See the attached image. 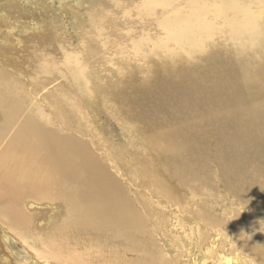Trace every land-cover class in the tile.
Masks as SVG:
<instances>
[{"label":"bare ground","instance_id":"1","mask_svg":"<svg viewBox=\"0 0 264 264\" xmlns=\"http://www.w3.org/2000/svg\"><path fill=\"white\" fill-rule=\"evenodd\" d=\"M5 2L1 264H264V0Z\"/></svg>","mask_w":264,"mask_h":264},{"label":"rangeland","instance_id":"2","mask_svg":"<svg viewBox=\"0 0 264 264\" xmlns=\"http://www.w3.org/2000/svg\"><path fill=\"white\" fill-rule=\"evenodd\" d=\"M103 1H106V0H103ZM109 1H111V0H107V3L106 4H108V6H106V8H105V10H104V15H106V17L108 16V18H112L116 13H117V11H122V13H124L125 11V9H124V7H118V8H116V9H114L111 5H110V2ZM124 2L125 1V3H126V1L127 0H116V2H117V4H121L122 2ZM35 2L36 3H34L33 5L36 7V8H38L39 9V11H38V13H40V17L43 19V20H45V21H47L46 23L48 24V22L50 23L51 21L49 20V17L47 16L49 13L46 11L47 10V8H48V6L46 5V3H49L50 2V0H41L40 2H38V0H35ZM46 2V3H45ZM55 4H53L52 6L54 7V9H56L57 8V4H59V0H55ZM7 3L5 2V0H0V11H3V10H1V9H3L4 8V6L6 5ZM50 4V3H49ZM108 7V8H107ZM120 8H121V10H120ZM123 8V9H122ZM28 9H30V6H28ZM107 12V13H106ZM5 13H7V14H9V15H12V16H16V15H18L19 13H17L16 12V15L15 14H12V12L11 11H6ZM22 18L20 19H16V21H13L14 22V24L15 25H17V26H19V29L20 30H22V28L26 25L25 24V22H24V20L25 19H28V18H30L31 16H29V17H26V16H24V15H22L21 16ZM105 17V18H106ZM113 18H115V16L113 17ZM12 20H13V18H11ZM20 21H22V22H20ZM18 29V30H19ZM72 41H73V44L76 46L77 44H78V41H77V38H76V40L74 41V39H72ZM32 43H34L33 41H31ZM60 42H62V41H60ZM258 48H260V47H258ZM257 48V49H258ZM211 52H208V53H212L213 51H212V49H209ZM242 53H245V51H241L240 52V54H242ZM240 54H239V56L238 57H240ZM190 54L189 53H186V55H184L183 57H186V56H189ZM179 55H177L176 57H175V61H174V63H173V65L171 66V67H174V68H176V69H178V70H180L181 68H183V69H185L184 67H182V62L181 61H179V57H178ZM233 56V55H232ZM201 57H204L203 55H200V57H198V58H195V60H197V59H199V61L197 62V63H194V59H192L191 60V62L189 61V66L190 65H192L193 63L194 64H196V65H198V64H202L201 63ZM234 57V56H233ZM235 59H236V57H234ZM187 59H188V57H187ZM193 62V63H192ZM174 84H176V86L178 85V82H176V81H174ZM100 121L102 122V121H104V122H102V125H103V131L105 132V134H106V136L105 137H107V138H109V139H111L112 141H116V142H118V143H121V142H123L124 141V139H125V132L122 130V128H121V124H120V122L117 120V119H112V118H110L109 120L103 115L102 116V119H100ZM113 135V136H112ZM248 211V212H247ZM251 213H252V211H251V209H245L244 210V212L242 213V217L244 218L243 220H242V224H244V222L248 219L249 220V218H248V216L249 215H251ZM246 217V218H245ZM257 220L259 219V221H262V220H264V205H263V208H262V210L261 211H259V214L257 215ZM246 219V220H245ZM248 230V229H247ZM20 247H18V248H21V245L19 244V243H17ZM11 247V249H12V251L11 252H9V254H11V256H13V251H15V250H17L16 249V247H15V245H13V246H10ZM14 248V249H13ZM15 257V256H14ZM0 264H1V262H0Z\"/></svg>","mask_w":264,"mask_h":264}]
</instances>
